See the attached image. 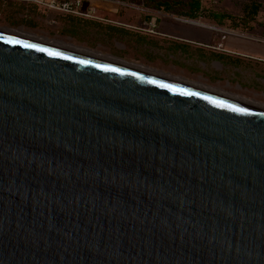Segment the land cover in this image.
Here are the masks:
<instances>
[{
    "label": "water",
    "instance_id": "obj_1",
    "mask_svg": "<svg viewBox=\"0 0 264 264\" xmlns=\"http://www.w3.org/2000/svg\"><path fill=\"white\" fill-rule=\"evenodd\" d=\"M48 42L0 30V264H264V105Z\"/></svg>",
    "mask_w": 264,
    "mask_h": 264
},
{
    "label": "rangeland",
    "instance_id": "obj_2",
    "mask_svg": "<svg viewBox=\"0 0 264 264\" xmlns=\"http://www.w3.org/2000/svg\"><path fill=\"white\" fill-rule=\"evenodd\" d=\"M89 1L99 8L95 12L98 19L75 16L81 19L72 20L69 16L73 15L59 14L55 23L35 25L27 17L15 16L17 9L31 17L35 11L10 5L12 0H7L0 4V21L6 22L3 26L22 28L49 41L115 57L264 105V0H260L256 17L247 23L243 17L249 0H200L203 16L198 19L183 16L189 0ZM157 2H168L171 10L157 8ZM88 8L84 2L82 9ZM36 9L47 14L45 7ZM224 15L231 19L222 18ZM234 23L241 25L235 28Z\"/></svg>",
    "mask_w": 264,
    "mask_h": 264
},
{
    "label": "built area",
    "instance_id": "obj_3",
    "mask_svg": "<svg viewBox=\"0 0 264 264\" xmlns=\"http://www.w3.org/2000/svg\"><path fill=\"white\" fill-rule=\"evenodd\" d=\"M24 1L36 6H42L47 9V12H53L55 14L73 15L84 18L98 19L95 15L97 9L95 5H90L89 8L84 11L82 6L84 2L89 0H14ZM51 23H55V20H51Z\"/></svg>",
    "mask_w": 264,
    "mask_h": 264
},
{
    "label": "trees",
    "instance_id": "obj_4",
    "mask_svg": "<svg viewBox=\"0 0 264 264\" xmlns=\"http://www.w3.org/2000/svg\"><path fill=\"white\" fill-rule=\"evenodd\" d=\"M5 1L7 0H0V4H5L3 3ZM121 1H125V0H121ZM157 8H164L166 11H170L171 5L168 2H157ZM259 9H260V0H249L248 4H246L244 7V17L243 18L245 19L243 20V22L247 23L249 20L254 19L256 15L258 14ZM20 11H21L20 9L18 11H15V16L18 13H20ZM202 13L203 12L201 9L200 0H189L187 3V9L183 12V16L190 18V19H198L199 17L203 16ZM222 18L231 19L230 16H225V15L222 16ZM240 25H241L240 23L233 24L235 28L240 27Z\"/></svg>",
    "mask_w": 264,
    "mask_h": 264
},
{
    "label": "crops",
    "instance_id": "obj_5",
    "mask_svg": "<svg viewBox=\"0 0 264 264\" xmlns=\"http://www.w3.org/2000/svg\"><path fill=\"white\" fill-rule=\"evenodd\" d=\"M86 2L90 6L91 2L90 1H86ZM8 4L14 5V6H16V5L17 6H22V7H24V9H26V11H35L37 14H35L34 17H31V14H30V16H27V14L24 15V13H22L21 11H20V13H18L16 15L20 19H23L24 17H27L28 21L32 22L35 25H37L39 23H43V22L51 23V20H55L54 19L55 16H59V14H55L53 12H45L47 14L43 15V14L38 12V10L36 9V7H37L36 5L30 4V3H27V2H24V1H14V0H12V2H10ZM24 5H26V6H24ZM69 19L80 20L81 18L75 17V16H69ZM35 25H32V26H35Z\"/></svg>",
    "mask_w": 264,
    "mask_h": 264
},
{
    "label": "bare ground",
    "instance_id": "obj_6",
    "mask_svg": "<svg viewBox=\"0 0 264 264\" xmlns=\"http://www.w3.org/2000/svg\"><path fill=\"white\" fill-rule=\"evenodd\" d=\"M1 31L6 32V33L11 34V35H14V36L22 37V38H37L36 35L30 34V33L26 32L25 30H23L22 28H20V29L2 28ZM48 43H51V44H53L54 46H57V47H63V48L71 49V50H77L79 52H84V48L83 49H81V48L78 49L77 47H75V46H73L71 44H66V43H63V42H60V41H57V40H50ZM92 53H95V52H92ZM97 55H99V54L97 53ZM110 58H113V57H110ZM113 59H115V58H113ZM135 67H138L139 69L144 70L146 72L150 71V69H147V68H145L143 66L135 65ZM175 79L183 80V79H179L178 77L175 78ZM197 84L201 85L205 89H210L211 91L212 90L217 91V92L220 91L219 89L211 88L209 86H205V85H202L200 83H197Z\"/></svg>",
    "mask_w": 264,
    "mask_h": 264
},
{
    "label": "flooded vegetation",
    "instance_id": "obj_7",
    "mask_svg": "<svg viewBox=\"0 0 264 264\" xmlns=\"http://www.w3.org/2000/svg\"><path fill=\"white\" fill-rule=\"evenodd\" d=\"M4 23L6 22L0 21V27L3 26ZM2 28H9V27L3 26ZM10 29H13V28H10ZM17 29H20V28H17ZM214 53H217V52L214 51Z\"/></svg>",
    "mask_w": 264,
    "mask_h": 264
},
{
    "label": "snow or ice",
    "instance_id": "obj_8",
    "mask_svg": "<svg viewBox=\"0 0 264 264\" xmlns=\"http://www.w3.org/2000/svg\"><path fill=\"white\" fill-rule=\"evenodd\" d=\"M29 46H32V45H29ZM237 110H240V109H237ZM242 111V110H241Z\"/></svg>",
    "mask_w": 264,
    "mask_h": 264
}]
</instances>
